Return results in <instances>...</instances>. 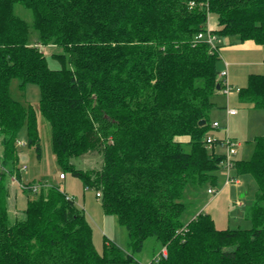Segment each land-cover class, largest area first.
Listing matches in <instances>:
<instances>
[{"label":"trees","instance_id":"1","mask_svg":"<svg viewBox=\"0 0 264 264\" xmlns=\"http://www.w3.org/2000/svg\"><path fill=\"white\" fill-rule=\"evenodd\" d=\"M211 13L217 38L264 49V0H0V264H142L135 254L150 238L154 257L168 248L152 264H264V134L232 167L257 182L252 228L218 229L210 214H186V192L216 185L224 157L207 149L220 47L196 38ZM50 46L59 68L48 63ZM14 80L39 88L65 178L70 171L100 193L105 214L128 231L126 251L105 241L100 253L85 211L57 185L29 187L25 218L10 223L6 177L19 170L24 128L26 144L42 152L36 108L13 97ZM239 95L264 109V73H252ZM90 152L100 166L72 162Z\"/></svg>","mask_w":264,"mask_h":264},{"label":"rangeland","instance_id":"2","mask_svg":"<svg viewBox=\"0 0 264 264\" xmlns=\"http://www.w3.org/2000/svg\"><path fill=\"white\" fill-rule=\"evenodd\" d=\"M15 12L32 23V13L29 9L18 3L15 5ZM209 29L218 27L217 16L211 13L208 17ZM31 40L37 37V31L31 26ZM243 45L246 48V42L241 43L237 36L219 37L221 59L219 61V69L222 70L224 62H228L225 45ZM56 46H50L46 49L47 60L52 68H59L61 63L53 58L52 53L58 51ZM244 51H239L240 55ZM236 58H242L245 55L233 54ZM250 58L257 62L256 65H247L246 68L234 67L230 70L229 84L234 86V90L229 94V97L223 90L214 93L211 96V101L214 104V109L210 114V123L214 121L220 122V127L209 128L208 136L216 139H222L226 135L236 142L237 153L233 156V161L248 159L254 150L255 137L264 134V109L255 108L248 103L240 101V95L237 88H245L249 82V76L252 73H264V53L263 51L249 52ZM225 68V67H224ZM12 95L14 98L30 103L35 106L41 136L42 152L41 157L37 155L34 147L26 144L25 128L19 134L20 160L19 170H15L11 175H7L6 183L8 186V218L11 224L17 220L25 218V210L28 203L29 195L32 197L36 193H29L28 188L36 186L57 185L61 190L75 198L76 204L83 209L92 226L93 242L100 253H103L105 241H110L118 245L126 251L128 249V231L120 225L115 215H107L104 212L101 198L97 196L95 188H86L82 180L73 175L70 171H66V178H60V174L64 171L56 161L55 154L52 150V130L49 121L41 114L38 105L40 99V90L36 85H28L25 91L19 89L18 81L14 80L11 86ZM229 98V101H228ZM229 102V104H228ZM237 109L238 114L228 117V109ZM216 144L207 146L208 151L212 154L213 151L217 155H225L227 153L220 141ZM0 147V154H1ZM72 162L82 169H89L100 166L94 155L86 153L78 158H73ZM99 164V165H98ZM25 167V169H23ZM231 174L240 179L239 186L234 184L225 185L227 170L221 166L218 171V181L216 185L209 186L208 184L191 187L190 191L186 192L184 201L187 205V215H196L199 212L210 214L214 219L215 226L218 229H251L252 222L248 217V211L254 203L255 193L257 190V182L252 174L245 173L237 174L235 168L231 170ZM214 187L219 190L217 195L208 193V188ZM242 199L243 206L235 204L236 199ZM192 218V217H191ZM191 218H189L191 220ZM188 219V220H189ZM158 249V243L154 238L146 241L143 251L136 253L135 257L142 264H152L154 254ZM116 264H135L134 262L116 263Z\"/></svg>","mask_w":264,"mask_h":264},{"label":"built area","instance_id":"3","mask_svg":"<svg viewBox=\"0 0 264 264\" xmlns=\"http://www.w3.org/2000/svg\"><path fill=\"white\" fill-rule=\"evenodd\" d=\"M196 38L198 40L206 39L207 42H209L213 48L217 49L218 47V44H217L218 38L216 35H214L211 32V29H209V27L206 32H199L196 35ZM225 63L227 66L228 63L227 62ZM220 77L222 79V89L221 90H223L224 93L227 96H229V94L234 90V87L229 84L227 68L221 70ZM237 90L239 91L240 88H237ZM236 113H237V109H230V108L228 109V114H236ZM212 127H220V123L218 121H214L212 123ZM214 141H215L214 138H212L211 136H208L207 146L214 145ZM220 142L224 147H226V150H227V153L224 155L222 159V163H221V165L225 167V169L227 170V177H226L225 185L234 184L236 186H239L240 179L231 174V170L234 165V161L232 158L237 153L236 142L229 136L227 131H226L225 137L222 138ZM23 169H25V167ZM60 178H65V174L63 172L60 174ZM33 189L36 190L37 189L36 186H34ZM218 192L219 190L215 189L214 187L208 188V193L212 195H217ZM98 196H100V193H98ZM235 204L238 206H243L244 202L242 199L238 198L235 200ZM167 255H168V248L167 246H164L161 248V250L158 252V254L154 257L152 261L158 262L161 257H167Z\"/></svg>","mask_w":264,"mask_h":264},{"label":"crops","instance_id":"4","mask_svg":"<svg viewBox=\"0 0 264 264\" xmlns=\"http://www.w3.org/2000/svg\"><path fill=\"white\" fill-rule=\"evenodd\" d=\"M244 42H246V48H243V45L244 44H241V45H231V43L232 42H228L230 45H225L224 47H223V49H226V55L228 56V65L226 66V63L224 62V66H222V70L223 69H225V68H227V70H228V81H229V74L232 72L231 70H230V72H229V67H231V69L233 68V70H234V67H240L241 69H245L246 68V66L245 65H243L244 63L245 64H247V65H249V64H251V65H256L257 64V62H258V60L257 61H255V60H252L250 57V55H249V52H256V51H263V53H264V49H263V47L261 46V45H258V44H256L254 41H251V40H247V41H244ZM241 43H243L242 41H241ZM239 51H244V52H242L240 55H245V57L246 58H244L243 60H241L242 58H236L233 54H235V55H238L239 57H241L239 54H238V52ZM219 52H220V49H219ZM222 54V52H220V55ZM264 57V56H263ZM225 67V68H224ZM234 87V86H233ZM219 91H221L220 89L218 90V92ZM217 92V93H218ZM229 97V96H228ZM228 101H229V98H228ZM241 101V100H240ZM242 102V101H241ZM243 103V102H242ZM228 104H229V102H228ZM214 109H212L211 111H210V114H211V112L213 111ZM227 114H228V112H227ZM238 114V110H237V113L236 114H228V117H231V116H235V115H237ZM220 123V122H219ZM221 125V124H220ZM241 184V183H240Z\"/></svg>","mask_w":264,"mask_h":264},{"label":"water","instance_id":"5","mask_svg":"<svg viewBox=\"0 0 264 264\" xmlns=\"http://www.w3.org/2000/svg\"><path fill=\"white\" fill-rule=\"evenodd\" d=\"M217 88L220 89V85H217ZM206 123L205 119L200 120L199 124L204 125Z\"/></svg>","mask_w":264,"mask_h":264}]
</instances>
